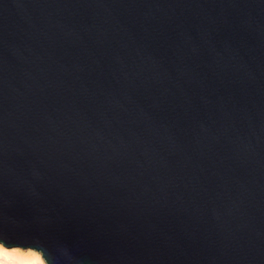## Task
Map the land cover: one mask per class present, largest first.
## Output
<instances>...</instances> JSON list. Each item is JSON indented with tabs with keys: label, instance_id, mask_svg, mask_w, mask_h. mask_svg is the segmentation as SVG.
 Listing matches in <instances>:
<instances>
[{
	"label": "water",
	"instance_id": "obj_1",
	"mask_svg": "<svg viewBox=\"0 0 264 264\" xmlns=\"http://www.w3.org/2000/svg\"><path fill=\"white\" fill-rule=\"evenodd\" d=\"M0 243L264 264V0H0Z\"/></svg>",
	"mask_w": 264,
	"mask_h": 264
},
{
	"label": "bare ground",
	"instance_id": "obj_2",
	"mask_svg": "<svg viewBox=\"0 0 264 264\" xmlns=\"http://www.w3.org/2000/svg\"><path fill=\"white\" fill-rule=\"evenodd\" d=\"M0 264H46L40 252L32 248H7L0 244Z\"/></svg>",
	"mask_w": 264,
	"mask_h": 264
},
{
	"label": "rangeland",
	"instance_id": "obj_3",
	"mask_svg": "<svg viewBox=\"0 0 264 264\" xmlns=\"http://www.w3.org/2000/svg\"><path fill=\"white\" fill-rule=\"evenodd\" d=\"M0 244H1V243H0ZM7 248H21V249H24V250H25V249H29V248H27V247L24 248V247H20V246H11V247H7Z\"/></svg>",
	"mask_w": 264,
	"mask_h": 264
}]
</instances>
